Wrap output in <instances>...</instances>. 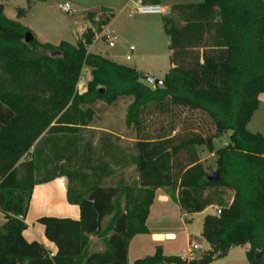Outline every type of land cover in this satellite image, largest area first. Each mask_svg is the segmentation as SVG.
<instances>
[{
    "label": "trees",
    "instance_id": "obj_1",
    "mask_svg": "<svg viewBox=\"0 0 264 264\" xmlns=\"http://www.w3.org/2000/svg\"><path fill=\"white\" fill-rule=\"evenodd\" d=\"M143 2L161 5V0ZM175 11L185 26L164 20L173 67L156 88L142 81L138 70L90 53L92 30L86 43L77 46H54L36 37L27 44L32 31L0 8V212L6 220L0 228V264H127L131 241L149 234L147 221L159 189H178L185 214L218 206L221 214L208 215L203 224L211 250L200 259H184L166 256L159 247L135 264H212L247 245L249 262L264 264V134L248 130L264 95V0H206ZM98 13L111 14L104 26L114 18L107 9L90 17L95 20ZM85 67L92 70V79L80 94ZM128 97H134L129 124L142 135L133 157L139 179L135 186L120 180L107 188L106 179L113 175L107 159H117L114 145L103 139L95 147L82 139L81 131L94 122L98 104L116 105ZM176 108L207 115L214 136L181 137L162 128L151 137L144 115L168 118ZM229 134V144L217 150L214 141ZM201 147L217 158L219 182L209 181L212 174L199 157ZM61 177L69 182V204L79 206L82 215L79 221H37L57 248L51 258L43 244L28 242L24 233L35 187ZM226 191L234 193L231 204ZM116 192L110 204L105 194ZM110 213L100 234L109 253H91L90 236Z\"/></svg>",
    "mask_w": 264,
    "mask_h": 264
},
{
    "label": "rangeland",
    "instance_id": "obj_2",
    "mask_svg": "<svg viewBox=\"0 0 264 264\" xmlns=\"http://www.w3.org/2000/svg\"><path fill=\"white\" fill-rule=\"evenodd\" d=\"M206 0H161V6L167 9L166 15H134L130 17V9L133 4L130 0H47L46 2H32L29 0H0L5 16L17 23L29 27L32 33L42 43H50L58 46L61 42H68L77 46L79 43H86L89 31L95 34L94 43L88 47L90 53L102 56L120 65L138 70L143 76H154L158 80H164L172 65L171 38L166 32L165 18H170L179 26H185L183 16L175 11L180 5H199ZM128 3V7L125 4ZM69 5L71 13L65 10ZM108 5L116 6L113 11L111 31L107 33V27L103 23L111 14L98 13L95 20L90 15L100 12ZM125 7V8H124ZM124 8V9H123ZM220 20H217V23ZM217 25V24H216ZM211 39L217 36L216 28L211 31ZM213 40V39H212ZM210 40L209 43H213ZM115 42V47H110V42ZM134 47V51H131ZM131 56V60L127 57ZM92 70L85 67L81 81L78 85V92L83 94L92 79ZM151 86L153 84L149 83ZM134 102V97L124 98L116 105L100 103L95 107L96 116L89 128L82 129V139L92 142L99 147L103 139H109L114 145V153L117 159H107L113 175L106 179V187H116L121 180L124 184L135 186L139 174L134 164V146L136 141L142 137L136 128L129 124V109ZM144 123L147 126V133L154 137L160 129H174V135L190 136L202 135L211 138L215 134V128L211 119L200 111H190L186 108H176L172 117L160 118L156 115L146 113ZM248 130L253 133L264 134V95L260 97V108L254 114ZM230 134L214 141L215 148L221 149L230 142ZM199 157L208 169L210 174L217 171V158L211 154L207 147L198 148ZM120 163V166H119ZM169 201L161 205L160 193L154 205L156 212L163 208L171 217L164 226L158 227V233L165 230L167 238L164 241H155L153 236L140 235L132 240L130 253L128 251L127 264H135L136 261L152 257L157 249L164 247L166 256H182L189 249L194 255L192 259H200L206 252L203 249L194 250V244L204 246L210 245L203 237V224L205 216L193 215L183 217L175 204L178 203V189H163ZM110 204L118 196L116 193L105 194ZM234 193L226 191L225 200L231 204ZM218 206H214L209 214H217ZM219 209V208H218ZM37 211H30L26 223L37 227ZM113 213L106 216L100 225L99 231L94 233V248L96 254L109 253L107 242L100 236L107 227ZM186 220L188 222H186ZM39 227V226H38ZM92 236V235H91ZM192 241V242H191ZM110 258V257H108ZM229 258V259H228ZM221 261V262H220ZM212 264H251L247 254L239 251L231 253Z\"/></svg>",
    "mask_w": 264,
    "mask_h": 264
},
{
    "label": "crops",
    "instance_id": "obj_3",
    "mask_svg": "<svg viewBox=\"0 0 264 264\" xmlns=\"http://www.w3.org/2000/svg\"><path fill=\"white\" fill-rule=\"evenodd\" d=\"M128 6H129L128 3L125 4V7H128ZM115 7L116 6L108 5L103 9H107L110 11V13H113L114 9H116ZM111 25H112V21L107 27L108 35L113 34L111 31ZM68 184H69L68 179L66 177H61V178H58V179H56L50 183L37 185L35 187L29 213H30V211H37L38 214L36 216V221H38L39 219L44 218V217H55V218H60V219H73V220H77V221L81 220L82 214H81L80 207L71 205L68 202V199H67ZM160 193L162 194V197H160V200H161L160 204L161 205L166 204L167 201L170 202L168 196L165 195L166 193L163 189H159L156 192L155 202H154L153 206L151 207L150 216H149V219L147 221V227L149 229L148 236H153L155 238V241H164V240H167V238L168 239L171 238L170 235L165 234L166 233L165 230H163L159 233L157 231L158 227L164 226V224L167 221H169L171 218L169 216V214L167 212H165V210H163V208H160L156 212L153 211L154 205H155L157 198H158ZM178 195H179V192H178ZM178 195H177V198H178ZM175 205L178 208V210L180 211V213L183 215V217L187 218L189 216H193V215L183 213V211L181 210L178 203ZM213 207L214 206L207 208L203 213L194 214V215H202V216H205V218L208 215H217L215 213L209 214V212L211 210H213ZM218 210L219 209L217 208V213H218ZM5 222H6L5 216L3 215V213L0 212V228L5 224ZM186 222H188V221L186 220ZM36 224H37V227L30 226L27 224L28 230L24 233L26 240L30 243L39 242V243L43 244L46 247V249L49 251L50 257L51 258L55 257L57 254V248L55 247V245L51 244L47 240V238L45 236V228L42 225L38 224V222ZM138 236H140V235H138ZM138 236H136L135 238H137ZM94 239H95V237L93 235L90 236L89 248H90L91 253H95L93 251V249H95L94 248L95 247L94 246ZM131 246H132V241H131V244L129 247V253L131 250ZM250 248H251L250 245H247V246L241 247V248H234L229 252L228 257H230L231 253H233L235 251H239L243 255L247 254V252L250 250ZM199 249H203L204 252H208L211 250V246L209 249H206L204 246H199ZM163 250H164V247H163ZM193 255H194V253H193L192 249H189L185 254H183L180 257H183L184 259H192L191 257Z\"/></svg>",
    "mask_w": 264,
    "mask_h": 264
},
{
    "label": "built area",
    "instance_id": "obj_4",
    "mask_svg": "<svg viewBox=\"0 0 264 264\" xmlns=\"http://www.w3.org/2000/svg\"><path fill=\"white\" fill-rule=\"evenodd\" d=\"M133 4V8L130 9V17H133L134 15H166L168 14L167 9L163 8L161 5H149L145 4L143 0H130ZM65 10L69 13H71L72 9L69 5L65 6ZM110 47H115V42H110ZM135 49L132 47L131 51H134ZM128 60H131V56L127 57ZM86 90L84 91V93ZM221 214V210H218L217 216ZM194 250L199 249V246L197 244H194L193 246Z\"/></svg>",
    "mask_w": 264,
    "mask_h": 264
},
{
    "label": "water",
    "instance_id": "obj_5",
    "mask_svg": "<svg viewBox=\"0 0 264 264\" xmlns=\"http://www.w3.org/2000/svg\"><path fill=\"white\" fill-rule=\"evenodd\" d=\"M2 8V7H0ZM35 39V35L33 33H28L26 35L25 38V42L27 44H30L34 41ZM58 54H53V57H56ZM141 80L144 82H149L153 85H155L156 88H159L160 86H162L164 84L163 80H158L156 77L154 76H142ZM220 178H219V174L218 172H214L210 177H209V181L211 182H219Z\"/></svg>",
    "mask_w": 264,
    "mask_h": 264
}]
</instances>
